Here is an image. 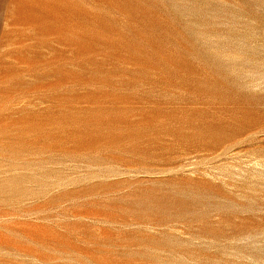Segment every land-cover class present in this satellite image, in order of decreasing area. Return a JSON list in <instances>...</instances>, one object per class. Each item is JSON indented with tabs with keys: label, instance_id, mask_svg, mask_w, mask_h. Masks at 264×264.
<instances>
[{
	"label": "rangeland",
	"instance_id": "374dc122",
	"mask_svg": "<svg viewBox=\"0 0 264 264\" xmlns=\"http://www.w3.org/2000/svg\"><path fill=\"white\" fill-rule=\"evenodd\" d=\"M0 264H264V0H0Z\"/></svg>",
	"mask_w": 264,
	"mask_h": 264
}]
</instances>
